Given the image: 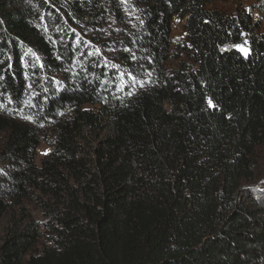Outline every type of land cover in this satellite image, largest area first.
Returning <instances> with one entry per match:
<instances>
[{
	"label": "trees",
	"instance_id": "obj_1",
	"mask_svg": "<svg viewBox=\"0 0 264 264\" xmlns=\"http://www.w3.org/2000/svg\"><path fill=\"white\" fill-rule=\"evenodd\" d=\"M218 1L0 0V264H264V31Z\"/></svg>",
	"mask_w": 264,
	"mask_h": 264
},
{
	"label": "rangeland",
	"instance_id": "obj_2",
	"mask_svg": "<svg viewBox=\"0 0 264 264\" xmlns=\"http://www.w3.org/2000/svg\"><path fill=\"white\" fill-rule=\"evenodd\" d=\"M262 5L263 8L260 7ZM213 10H217L224 13L234 14L239 7L250 10L253 13L254 22H259L260 27L257 30L264 31V0H228L218 1L210 5ZM172 41L174 45H178L186 41L187 32L185 29V19H180L177 16L172 21ZM239 49L243 48L246 52L249 50L248 41L245 40L242 44L238 45ZM176 49V48H175ZM174 49V52L176 51ZM186 60L185 56L180 55L178 59L171 58L170 66L176 67L182 61ZM4 139V133L0 131V145ZM50 152V146L44 140L41 141L40 146L37 149L36 163L40 166L41 160ZM247 189L255 196H260L264 192V177L259 178L257 181L250 184H246ZM36 217L41 218L36 211L33 210ZM5 228V220L0 221V238L2 237Z\"/></svg>",
	"mask_w": 264,
	"mask_h": 264
},
{
	"label": "snow or ice",
	"instance_id": "obj_3",
	"mask_svg": "<svg viewBox=\"0 0 264 264\" xmlns=\"http://www.w3.org/2000/svg\"><path fill=\"white\" fill-rule=\"evenodd\" d=\"M242 52H244L245 50L243 48L240 49ZM247 54V53H245ZM210 105L214 107V105L211 104V101H209Z\"/></svg>",
	"mask_w": 264,
	"mask_h": 264
}]
</instances>
